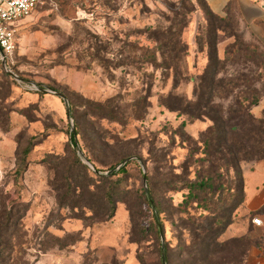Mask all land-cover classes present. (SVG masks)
<instances>
[{
	"label": "rangeland",
	"instance_id": "obj_1",
	"mask_svg": "<svg viewBox=\"0 0 264 264\" xmlns=\"http://www.w3.org/2000/svg\"><path fill=\"white\" fill-rule=\"evenodd\" d=\"M205 25L204 14L195 0H45L31 16L17 24L19 49L14 72L43 89L62 93L69 101L71 120L59 97L38 94L26 83L14 85L8 79L0 82V121L13 127L12 131L17 129L14 142L22 158L29 149L24 158L27 167L24 164L19 169L21 174L15 173L14 157L5 159L0 166V213L4 208L8 212L13 209L19 216L23 214L20 209L23 204L29 210L19 225L10 230L11 245L15 247L12 264H38L47 254L57 258L49 264H139L138 252L147 254L149 262L156 264L155 239L149 238L138 246L130 238V206L142 214L140 220L145 226L155 219L151 206L147 213L141 198V190H145L144 170L152 178L158 202L161 200L165 206L166 213L160 221L166 228V241L175 250L177 243L170 221L175 211L171 207L182 201V194L166 190L165 171L153 163L149 151L154 148L157 154L167 153L176 167L187 159L192 147L180 139L178 128L188 119L162 107L161 100L170 93L194 100V83L185 82L174 88L169 73L142 62L145 50L155 48L147 30L173 26L188 46L184 59L188 76H199L207 59L206 51H199L197 37ZM234 29L241 42L264 57V32L263 36L246 42L235 22ZM233 42L219 34L217 47L221 59L226 46ZM234 70L250 77L247 86L258 94L264 92V78L256 63L229 64L224 74ZM236 96L237 92L228 99H216V103L227 110ZM107 100L114 101L125 112L116 121L96 107ZM257 107L252 109V114L262 119L263 114L257 116ZM210 124L207 120L187 123L185 131L198 141ZM76 125L83 132L78 138L79 148L89 152L98 167L110 166L129 153L138 156L131 161H137L140 166L130 169L125 191L116 197L114 218L90 227L78 220L82 211H72L58 203L52 186L63 184V178L74 165L77 149L70 145L69 132L72 126L76 131ZM242 139H247V132L240 135ZM103 141L110 145L107 147ZM139 157L145 164L138 161ZM255 163L259 162L241 163L242 175L245 166ZM77 173L84 174L82 169ZM14 202L17 204L12 205ZM80 233L82 242L65 247ZM110 235L114 241L104 242ZM52 236L61 239L59 245ZM247 236L250 240L244 239ZM220 240L227 243L220 256L228 264H241L248 255L258 252L259 241L264 248V227H255L239 207L232 225ZM82 243L83 250L76 255L75 248ZM45 248L49 251L43 254Z\"/></svg>",
	"mask_w": 264,
	"mask_h": 264
},
{
	"label": "trees",
	"instance_id": "obj_2",
	"mask_svg": "<svg viewBox=\"0 0 264 264\" xmlns=\"http://www.w3.org/2000/svg\"><path fill=\"white\" fill-rule=\"evenodd\" d=\"M195 1L203 12L206 22L197 37L199 51L202 53L206 51L207 63L203 72L196 77L188 76L184 60L187 57L188 46L183 42L181 33L174 31L173 26L167 29L147 30L149 40L155 44V48L145 50L146 54L142 62L151 64L164 73H169V77H173L174 88L185 82L194 83V100L189 101L172 93L161 100L162 107L187 117L188 122L181 123L178 134L183 143H188L192 148L189 150L187 159L177 167L170 162L167 153L157 154L154 148H151L149 155L153 163L158 165V169L165 171L163 185L166 190L172 194H182V201L177 206L171 207L175 211L173 219L170 220L177 243L175 250L166 241V228L161 222L167 264H228L225 258L220 256L227 243L221 242L220 239L232 225L234 212L242 207L245 201L244 180L240 165L251 161H264V111L262 119H257L252 114V109L262 102L264 92L258 94L252 87L247 86L250 83V77L244 72L234 70L228 75L224 73L229 64L239 65L251 62L257 64L264 78V57L240 41L234 29L229 6L226 8L225 16L220 17L212 12L205 0ZM178 14L185 20L184 16ZM179 22L177 20L176 25H179ZM221 33L226 39L234 40L226 46L223 59L220 58L217 47ZM157 55L160 56V60ZM4 79L18 85L8 75ZM236 92L238 96L234 98V102L227 110L216 103V99H228ZM144 100L146 101V98H143ZM96 107L113 121L125 114L112 100L97 104ZM205 120L211 124L201 139L196 141L189 137L185 131L187 123ZM12 129L13 127L4 126V122L0 121V132L9 133ZM243 132H247L246 140H240ZM82 133L77 125L75 132H69L70 145L74 150L79 147L78 138L82 136ZM98 141L102 143L101 138H98ZM103 143L107 147L110 145L105 141ZM81 150L92 165L93 171L83 163L75 151L74 165L66 178H63V184L52 186L57 194L58 203L72 211H82L83 215L78 220L84 224L87 223V227H90L94 224L106 223L114 218L117 210L116 197L125 191L129 171L132 167L140 166L137 161H131L119 172H114L125 160L138 156L129 153L110 166L98 167L89 152L83 148ZM28 154L29 149H26L23 153L24 158ZM21 156L17 148L14 154L16 175L21 174L19 169L24 164L27 167L26 161ZM138 159L145 164V160L141 157ZM78 169L83 170V176L77 173ZM101 173L110 174L99 175ZM146 176L148 190L161 217L166 213L165 206L161 200L160 202L157 200L152 178L148 173ZM142 178L144 183V173ZM236 197L240 200L238 201ZM141 198L144 201L143 205L147 207V213L150 212V204L144 188L141 190ZM15 204L17 202L12 203V205ZM20 209H23L19 210L23 214L19 216L13 209L8 212L4 208L0 213V264L13 262L15 247L11 245L13 232L11 233L10 230L12 226L16 228L29 211L24 204ZM128 212L131 242L141 246L149 238L153 241L155 239L153 244L154 254L157 257L155 263L163 264L162 244L155 219L145 226L140 220L143 217L142 214L133 210L131 206ZM257 217L264 219V206L248 216L251 222ZM52 239L58 245L61 242V239L55 236H52ZM244 239L250 240L249 236ZM82 240L80 233L76 240L65 247L74 246ZM58 247L63 249L61 246ZM256 248L260 252L259 257L263 256L264 248L260 241L256 244ZM172 250L175 251V261L172 260ZM47 251L49 249L45 248L43 254ZM248 258L249 255L241 264H247ZM137 260L139 264H151L147 254L142 252H138Z\"/></svg>",
	"mask_w": 264,
	"mask_h": 264
},
{
	"label": "crops",
	"instance_id": "obj_3",
	"mask_svg": "<svg viewBox=\"0 0 264 264\" xmlns=\"http://www.w3.org/2000/svg\"><path fill=\"white\" fill-rule=\"evenodd\" d=\"M212 12L220 17L226 14V8L229 6L235 26L241 37L249 42L253 38L263 36L264 32V0H205ZM24 21V20H23ZM22 21V22H23ZM259 114L264 111V99L260 103ZM17 135V129L2 135L0 134V166L4 165L5 159L14 157L16 144L14 137ZM15 167V166H14ZM244 195L245 201L241 207L247 216L251 212L257 211L264 206V161L255 163L243 168ZM249 219V218H248ZM263 221L264 227V219ZM250 221V220H249ZM97 230V229H96ZM99 231V230H98ZM113 237H106L104 242L112 243ZM83 244L75 248L77 253L83 250ZM260 252L250 255L247 264H264V255L259 257ZM57 260L50 254L44 255L38 264H49Z\"/></svg>",
	"mask_w": 264,
	"mask_h": 264
},
{
	"label": "built area",
	"instance_id": "obj_4",
	"mask_svg": "<svg viewBox=\"0 0 264 264\" xmlns=\"http://www.w3.org/2000/svg\"><path fill=\"white\" fill-rule=\"evenodd\" d=\"M44 2L45 0H0V82L6 75L13 79L9 75L10 73L17 76L14 72L15 56L19 49L16 40L17 24L31 16ZM16 82L18 85H22V83ZM28 87L38 92L36 88ZM252 224L262 227L263 221L257 217L253 219Z\"/></svg>",
	"mask_w": 264,
	"mask_h": 264
},
{
	"label": "water",
	"instance_id": "obj_5",
	"mask_svg": "<svg viewBox=\"0 0 264 264\" xmlns=\"http://www.w3.org/2000/svg\"><path fill=\"white\" fill-rule=\"evenodd\" d=\"M13 79H15L16 81L20 82V83H26L27 85L29 86H32L34 88L37 89L38 92L40 93H47V94H52V95H55L57 97H59L60 99H62L64 101V104L66 106V111H67V114H68V117L69 119L71 120V109H70V104H69V101L68 99L62 94V93H58V92H55L53 90H50V89H43V88H40L37 84L35 83H32V82H28V81H25L23 80L22 78H20L19 76H15L14 74H9ZM71 132H75V128L72 126V130ZM75 140H76V143H77V137L75 136ZM77 154L79 155V157L82 159V161L84 162V164H86L87 166H89L90 168L93 169L92 165L90 164V162L85 158V156L83 155V152L82 150L78 147L77 148ZM131 160H133V158H130V159H127L125 160L122 164H120L115 170L114 172H119L121 169H123ZM110 173H107L105 174L104 176H108ZM102 175V174H101ZM144 185H145V192H146V196H147V199H148V202L152 208V211L154 213V217H155V220H156V223H157V227H158V230H159V233H160V236H161V240H162V263L163 264H167V261H166V247H165V239H164V235H163V232H162V225H161V221H160V217H159V214L156 210V207L154 205V202L152 200V197L150 195V192L148 190V187H147V176H146V172L144 170Z\"/></svg>",
	"mask_w": 264,
	"mask_h": 264
}]
</instances>
